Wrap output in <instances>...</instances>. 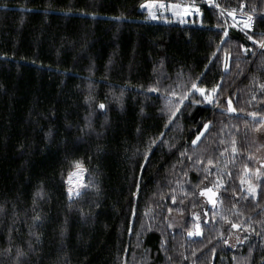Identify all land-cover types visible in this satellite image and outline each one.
I'll use <instances>...</instances> for the list:
<instances>
[{
    "label": "trees",
    "instance_id": "1",
    "mask_svg": "<svg viewBox=\"0 0 264 264\" xmlns=\"http://www.w3.org/2000/svg\"><path fill=\"white\" fill-rule=\"evenodd\" d=\"M194 1L183 24L143 0H0V264H264V175L256 195L242 182L264 125V0ZM243 1L250 32L229 16ZM193 83L214 103H192ZM76 160L88 187L70 199Z\"/></svg>",
    "mask_w": 264,
    "mask_h": 264
},
{
    "label": "snow or ice",
    "instance_id": "2",
    "mask_svg": "<svg viewBox=\"0 0 264 264\" xmlns=\"http://www.w3.org/2000/svg\"><path fill=\"white\" fill-rule=\"evenodd\" d=\"M211 6V4H210ZM142 7H144L146 10L149 11V17L151 19H159L161 18L160 15H158L157 12H152L151 9L153 7H159L161 9H165V10H170L172 12L173 15L177 16V17H186L188 16L189 14H191L192 12H199L200 9L198 7H193L191 5H186V4H182V3H178V2H174V3H169L167 5L163 4V3H159L157 4L154 0V2L152 4H148V3H145L144 5H142ZM215 7H219V5H215ZM229 15L235 17V12H231L229 13ZM251 17H249L246 21L243 22V27L244 29H251L252 28V24L250 23L251 21ZM225 36L228 35V33L225 31ZM248 39L249 40H253V37L251 35L248 36ZM254 43H259V46L261 49H264V40H261V41H254ZM247 51V49L245 50ZM227 67V65H226ZM261 87H264V85H262ZM219 89V86L215 87L212 89V92L213 93H216ZM191 92L194 93H199L201 97H203V100H193L192 103L194 104H200V103H207L209 105L213 104L214 103V98L211 94H209L205 88H201V87H198L196 83H193L192 86H191ZM175 95V93H173ZM188 99V95L185 94L184 96H182L180 98V101L179 103L181 105L184 104V101ZM229 106H228V111L230 112H235L236 109L233 108L231 106V101L229 100L228 102ZM99 107L101 109H103L105 107L104 104H100ZM180 109L177 108V111H179ZM173 116L175 115V112L172 114ZM254 117H255V113L252 114ZM211 126V121L207 122V123H204L203 125V128L205 130V132L210 128ZM259 130V129H258ZM204 133L202 132L201 135H203ZM200 139V136H197L196 137V140H193L192 143L195 145L196 142ZM235 151V149H234ZM183 155V154H182ZM209 163H211V161H209ZM72 167L74 169V171H69L67 173V183L69 185L68 187V195H69V198L71 199L73 196H79L81 194V191L80 189H83V188H86L88 187V185H85L83 183V180H82V177H83V174L85 172H87L88 170L84 167V164L82 161L80 160H76V161H73L72 163ZM247 170V169H246ZM257 173H259V169H257ZM243 182V181H242ZM75 183V190H74V187H73V184ZM255 189L252 188L251 186L249 187V192H254ZM38 195H40L38 193ZM201 195H205L208 197L209 199V202L215 204L216 203V200L213 199L214 196L217 195V193L213 192L212 188H205L201 191ZM37 219H39V217H37ZM233 227H238V225H233ZM199 235L200 234V226L197 224L196 225V232L193 233V232H190L189 235ZM225 243H227V241H225Z\"/></svg>",
    "mask_w": 264,
    "mask_h": 264
},
{
    "label": "rangeland",
    "instance_id": "3",
    "mask_svg": "<svg viewBox=\"0 0 264 264\" xmlns=\"http://www.w3.org/2000/svg\"><path fill=\"white\" fill-rule=\"evenodd\" d=\"M230 19H231V17H230ZM255 142H256V151H255L256 166L243 179V186H244V188L246 190L249 191V187L250 186L255 189L254 192H249L251 195H256L258 181L264 175L263 174V172H264V125L258 130V132H257V134L255 136ZM257 169H259V173H257ZM84 178H85V173L83 174V177H82L83 183L85 181ZM68 187H69V185H68ZM73 187H74V190H75V183L73 184ZM212 190H213V192L217 193V191L214 190L213 188H212ZM213 199L216 200L215 204L209 202L208 197L203 195V200H204V203L206 205H211V206L217 205V203H218V193H217L216 196L213 197ZM194 220H195L194 228H193V230L190 231V232H193V233L196 232V225L198 224L199 226H201V223L203 222V220L207 221V217H203V216L198 214V215L194 216ZM173 224H174V226L176 228L182 227L183 224H184V218L174 216L173 217ZM199 235H201V227H200V234ZM199 235H195L194 234V235H189V236H199ZM241 241H242L241 233L240 232L239 233L236 232V233H233V234H231L229 236L227 244H228V246L234 247L238 243H240Z\"/></svg>",
    "mask_w": 264,
    "mask_h": 264
},
{
    "label": "built area",
    "instance_id": "4",
    "mask_svg": "<svg viewBox=\"0 0 264 264\" xmlns=\"http://www.w3.org/2000/svg\"><path fill=\"white\" fill-rule=\"evenodd\" d=\"M154 2V0H143V2L140 5V10L144 13H146L147 15H149V11L146 10L144 7H142V5H144L145 3L148 4H152ZM155 2L157 4L159 3H163L165 5L169 4V3H174V2H179V0H155ZM207 4H211V5H217V1L216 0H206L205 1ZM197 2L193 1V0H183L182 4H186V5H191L193 7H198L200 9V11L197 12H192L191 14H189L186 17H177L175 15L172 14V12L170 10H165V9H161L159 7H153L151 9L152 12H157L158 15H160L161 18H159L158 20H163V21H169V22H176V23H183V24H193L194 22H198L200 21V19L202 18V10L200 5L197 3V5L195 4ZM235 12V17L231 16V22L240 30L242 31H246V32H250L254 29L255 27V22H256V14L252 11H250L247 7L246 2H241L240 5L238 7H232L229 10V13L231 12ZM249 17H251V21L250 23L252 24V28L251 29H244L243 27V22L246 21Z\"/></svg>",
    "mask_w": 264,
    "mask_h": 264
},
{
    "label": "bare ground",
    "instance_id": "5",
    "mask_svg": "<svg viewBox=\"0 0 264 264\" xmlns=\"http://www.w3.org/2000/svg\"><path fill=\"white\" fill-rule=\"evenodd\" d=\"M194 1V0H193ZM180 3L183 2V0H179ZM196 2V1H195ZM197 5V3H195ZM199 4V3H198ZM200 5V4H199ZM201 7V6H200ZM201 10H202V7H201Z\"/></svg>",
    "mask_w": 264,
    "mask_h": 264
}]
</instances>
